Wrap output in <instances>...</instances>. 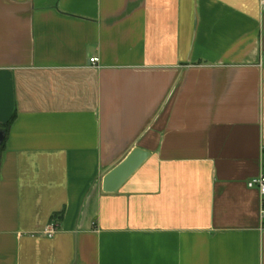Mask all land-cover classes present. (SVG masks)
Wrapping results in <instances>:
<instances>
[{"label": "crops", "instance_id": "crops-1", "mask_svg": "<svg viewBox=\"0 0 264 264\" xmlns=\"http://www.w3.org/2000/svg\"><path fill=\"white\" fill-rule=\"evenodd\" d=\"M14 116L0 264H264L261 0H0Z\"/></svg>", "mask_w": 264, "mask_h": 264}, {"label": "water", "instance_id": "water-1", "mask_svg": "<svg viewBox=\"0 0 264 264\" xmlns=\"http://www.w3.org/2000/svg\"><path fill=\"white\" fill-rule=\"evenodd\" d=\"M7 138V131L0 128V155L3 144ZM150 154L140 148H135L126 159L116 168L110 171L103 180V190L107 193H114L135 174L147 161Z\"/></svg>", "mask_w": 264, "mask_h": 264}, {"label": "built area", "instance_id": "built-area-1", "mask_svg": "<svg viewBox=\"0 0 264 264\" xmlns=\"http://www.w3.org/2000/svg\"><path fill=\"white\" fill-rule=\"evenodd\" d=\"M262 7L264 9V0H261ZM90 64L94 66H98L99 59L93 57L90 59ZM248 188L255 189L259 192L260 195V222L261 227L264 229V174L254 177L247 183ZM57 232V225L52 223L46 227L43 231V234L48 238H52Z\"/></svg>", "mask_w": 264, "mask_h": 264}, {"label": "trees", "instance_id": "trees-1", "mask_svg": "<svg viewBox=\"0 0 264 264\" xmlns=\"http://www.w3.org/2000/svg\"><path fill=\"white\" fill-rule=\"evenodd\" d=\"M14 120H15V116H14V117L12 118V120L9 121L7 124H5V125H3V126H0V128L5 129V130L7 131V135H8L9 129H10L11 125L13 124ZM5 143H6V141H5ZM5 143L3 144V147H2V149H1V153H2V151H3L4 148H5Z\"/></svg>", "mask_w": 264, "mask_h": 264}]
</instances>
